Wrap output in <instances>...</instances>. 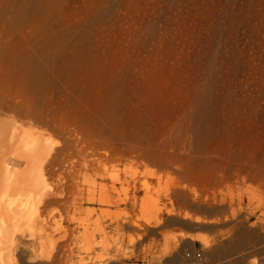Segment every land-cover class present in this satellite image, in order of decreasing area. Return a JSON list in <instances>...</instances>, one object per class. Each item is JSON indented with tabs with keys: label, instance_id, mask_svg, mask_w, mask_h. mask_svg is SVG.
<instances>
[{
	"label": "rangeland",
	"instance_id": "rangeland-1",
	"mask_svg": "<svg viewBox=\"0 0 264 264\" xmlns=\"http://www.w3.org/2000/svg\"><path fill=\"white\" fill-rule=\"evenodd\" d=\"M0 111V264H234L263 234L264 0H0Z\"/></svg>",
	"mask_w": 264,
	"mask_h": 264
},
{
	"label": "bare ground",
	"instance_id": "bare-ground-1",
	"mask_svg": "<svg viewBox=\"0 0 264 264\" xmlns=\"http://www.w3.org/2000/svg\"><path fill=\"white\" fill-rule=\"evenodd\" d=\"M3 111V110H2ZM10 111V110H9ZM1 113V111H0ZM25 118V117H24ZM32 122V121H31ZM13 123L11 121H0V139H6V138H12V129L10 128V126ZM32 125V124H31ZM34 149V148H33ZM32 149V150H33ZM32 152V151H31ZM31 157V155H30ZM34 157V155H33ZM32 157V158H33ZM19 159V158H18ZM4 162H2L1 166H7L4 165ZM37 162V161H36ZM7 164V163H6ZM9 165H12L13 167L17 165L16 161L11 160L10 162H8ZM38 164V163H37ZM43 162H39V166H42ZM11 166V167H12ZM3 167V168H4ZM2 168V167H1ZM2 168V169H3ZM8 168V167H5ZM4 168V169H5ZM10 168V167H9ZM3 169V170H4ZM7 171V170H5ZM30 179V184L31 180L33 182L32 178ZM40 179V178H39ZM38 180L37 183H38ZM28 181V180H27ZM36 183V182H35ZM34 183V184H35ZM37 185V184H36ZM46 202L44 198H39V203L42 206H46ZM171 214H174L175 212L173 210L170 211ZM159 222V221H158ZM159 224V223H156ZM263 229V228H262ZM264 230V229H263ZM247 231V230H246ZM245 231V234L240 233L239 234V239L236 243L232 244V246L230 247V249L228 250L229 255H231V257L233 256V263L234 264H264V231L262 236H253V235H247ZM251 234V233H250ZM231 243V242H230ZM231 259V258H230ZM168 261V260H167ZM170 261V260H169ZM168 261V262H169ZM172 262V264H175L176 262ZM167 264V263H166ZM171 264V263H170ZM179 264V263H178Z\"/></svg>",
	"mask_w": 264,
	"mask_h": 264
},
{
	"label": "built area",
	"instance_id": "built-area-1",
	"mask_svg": "<svg viewBox=\"0 0 264 264\" xmlns=\"http://www.w3.org/2000/svg\"><path fill=\"white\" fill-rule=\"evenodd\" d=\"M201 258L202 254L199 251H189L184 253L182 264H188L191 260H200Z\"/></svg>",
	"mask_w": 264,
	"mask_h": 264
},
{
	"label": "crops",
	"instance_id": "crops-1",
	"mask_svg": "<svg viewBox=\"0 0 264 264\" xmlns=\"http://www.w3.org/2000/svg\"><path fill=\"white\" fill-rule=\"evenodd\" d=\"M184 241H185V240H184ZM193 250L196 251L195 248H194ZM191 251H192V250H191Z\"/></svg>",
	"mask_w": 264,
	"mask_h": 264
}]
</instances>
